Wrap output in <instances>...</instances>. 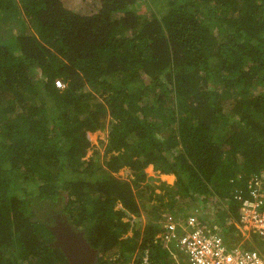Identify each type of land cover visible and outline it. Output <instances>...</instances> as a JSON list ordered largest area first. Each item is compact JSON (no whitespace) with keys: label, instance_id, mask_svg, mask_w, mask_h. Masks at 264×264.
Returning <instances> with one entry per match:
<instances>
[{"label":"trees","instance_id":"obj_1","mask_svg":"<svg viewBox=\"0 0 264 264\" xmlns=\"http://www.w3.org/2000/svg\"><path fill=\"white\" fill-rule=\"evenodd\" d=\"M141 1L0 0V264H69L58 215L99 248L95 264H141L145 248L152 264L161 223L127 215L143 196L175 216L216 200L206 218L240 235L234 194L264 173V0H166L148 15ZM103 129L100 161L88 132ZM150 165L175 181L152 183Z\"/></svg>","mask_w":264,"mask_h":264},{"label":"built area","instance_id":"obj_2","mask_svg":"<svg viewBox=\"0 0 264 264\" xmlns=\"http://www.w3.org/2000/svg\"><path fill=\"white\" fill-rule=\"evenodd\" d=\"M56 83L61 84L59 80ZM247 186L249 195L241 191L234 194L240 201L241 222L237 225L243 235L260 239V247L228 243L219 223L214 217L210 218L211 222L201 219L199 208H194L181 220L176 217V220L168 221L159 234L162 242L185 252L189 264H264V173L250 179ZM141 264H149L147 253Z\"/></svg>","mask_w":264,"mask_h":264},{"label":"rangeland","instance_id":"obj_3","mask_svg":"<svg viewBox=\"0 0 264 264\" xmlns=\"http://www.w3.org/2000/svg\"><path fill=\"white\" fill-rule=\"evenodd\" d=\"M64 2V4L66 6H69L75 10H81V11H86V12H90L91 10H89L92 7V3L93 0H62ZM139 5V12L142 15H146L147 13L153 12L155 11L157 8L163 6L162 8L166 7V0H143L140 3H138ZM161 8V9H162ZM3 16L0 17V23L3 25V27L0 29V31L6 32V21L5 19H3L4 13L2 14ZM148 15V14H147ZM8 21V20H7ZM27 27L25 28L26 32H31L32 31V26L29 24H26ZM18 27L19 25L15 22H12L10 28L13 32H17L18 31ZM12 38V37H10ZM88 137L90 139V146L87 148V154L86 156H89L92 154V152L98 151L99 153V159L100 161L103 160V150H104V142L107 139V129H103V130H96L93 132H88ZM147 173L149 176H151L150 180L152 183H159L160 179H163L162 177H164L163 175L161 176V174L158 175V173L156 171H152L151 166L146 167ZM116 175L122 177V178H127L130 179L132 177V173L127 169L126 166L120 168L117 172H115ZM171 176V175H170ZM172 178H167L169 179L170 184H172L175 181V175L171 176ZM149 191V190H147ZM147 191H142L141 193L144 195H148ZM165 189H163L162 187H157L155 189V192H161L164 193ZM150 192V191H149ZM165 200H168V197H164ZM137 201L139 203V213H130L128 212L127 215H131L130 219L132 220H137L139 227L142 229L144 228L146 225H151V222H157V223H161V228L163 229V227L165 226V224L168 221H173L176 220V217L178 219H183L186 216L180 215V212L177 214V216H175L174 214H172L170 211L167 210V212H164L162 210H160V208L158 207V199L154 198V196L152 198H148L143 196L138 197ZM214 201V200H212ZM216 201V200H215ZM214 201V203L212 202L211 205H213V207L210 206V208H205L204 210L201 207H197L199 209L198 210V214L199 217L203 220H205V217L207 216V213H211V211H215V216H217L216 211L220 210V206H219V202L216 201L217 203H219L218 205L216 204V202ZM120 205V204H118ZM219 206V207H218ZM196 210V211H197ZM154 211L158 214H155ZM191 213V212H190ZM162 214V216H161ZM189 213H187L188 215ZM158 215L157 218H155V216ZM213 218V217H212ZM124 219H129L128 217L124 216ZM210 220V219H208ZM160 221V222H159ZM160 225V224H158ZM100 264V263H98Z\"/></svg>","mask_w":264,"mask_h":264},{"label":"water","instance_id":"obj_4","mask_svg":"<svg viewBox=\"0 0 264 264\" xmlns=\"http://www.w3.org/2000/svg\"><path fill=\"white\" fill-rule=\"evenodd\" d=\"M55 240L52 245L59 246L69 264H95L98 262L99 248L93 247L84 232L72 227L64 216H57V227L53 228Z\"/></svg>","mask_w":264,"mask_h":264},{"label":"crops","instance_id":"obj_5","mask_svg":"<svg viewBox=\"0 0 264 264\" xmlns=\"http://www.w3.org/2000/svg\"><path fill=\"white\" fill-rule=\"evenodd\" d=\"M152 168V165H150ZM152 171L154 172L153 168ZM161 173H158V175ZM163 179H160V181H166L167 183L170 184L169 179L167 178H172L171 176H173V174H161V176ZM171 175V176H170ZM159 181V182H160ZM205 220H208V218H205ZM211 222V221H210ZM238 233L240 235L237 236H229V237H225V239L228 241V243H239L242 244L243 246L247 247V248H251V247H260L262 245V242L260 239L256 238V237H252V236H247V235H243L242 234V230L238 231ZM247 237V238H246ZM163 244V252L159 253L158 256L156 257V260H154V262L152 264H189L187 255L185 252H183L182 250H180L178 247H176L175 245L171 244ZM139 256V252L136 253H132L127 259H121L119 262H115L113 264H137L136 260ZM112 259H115V257H113ZM151 264V262H150Z\"/></svg>","mask_w":264,"mask_h":264},{"label":"clouds","instance_id":"obj_6","mask_svg":"<svg viewBox=\"0 0 264 264\" xmlns=\"http://www.w3.org/2000/svg\"><path fill=\"white\" fill-rule=\"evenodd\" d=\"M129 217H131V215H129ZM132 221H135V219L134 220H132ZM162 227V226H161ZM164 228V227H163ZM161 231H163V229L161 230ZM161 233V232H160ZM145 253H147L148 254V259H149V252H148V249H144V251L142 252V253H140V255L142 256V258H143V256H144V254ZM99 254H100V252H99ZM99 257V256H98ZM99 260V259H98ZM141 262H142V259H141ZM149 264H150V259H149Z\"/></svg>","mask_w":264,"mask_h":264},{"label":"flooded vegetation","instance_id":"obj_7","mask_svg":"<svg viewBox=\"0 0 264 264\" xmlns=\"http://www.w3.org/2000/svg\"><path fill=\"white\" fill-rule=\"evenodd\" d=\"M54 215H57V214H54ZM54 215H53V216H54ZM56 227H57V222H56V224H55V228H56Z\"/></svg>","mask_w":264,"mask_h":264}]
</instances>
